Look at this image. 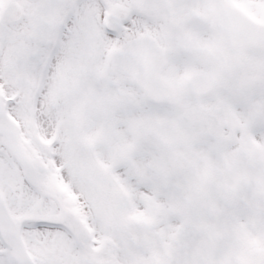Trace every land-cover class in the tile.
Returning <instances> with one entry per match:
<instances>
[{"label": "snow or ice", "instance_id": "6c2138e0", "mask_svg": "<svg viewBox=\"0 0 264 264\" xmlns=\"http://www.w3.org/2000/svg\"><path fill=\"white\" fill-rule=\"evenodd\" d=\"M0 264H264V0H0Z\"/></svg>", "mask_w": 264, "mask_h": 264}]
</instances>
